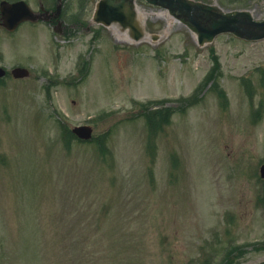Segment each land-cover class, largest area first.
Returning <instances> with one entry per match:
<instances>
[{
  "label": "rangeland",
  "instance_id": "obj_1",
  "mask_svg": "<svg viewBox=\"0 0 264 264\" xmlns=\"http://www.w3.org/2000/svg\"><path fill=\"white\" fill-rule=\"evenodd\" d=\"M202 1L264 18V0ZM96 2L63 0L59 32L0 26V264H264V39L199 46L138 0L159 37L135 43L91 23ZM64 124L94 138L67 147Z\"/></svg>",
  "mask_w": 264,
  "mask_h": 264
},
{
  "label": "water",
  "instance_id": "obj_2",
  "mask_svg": "<svg viewBox=\"0 0 264 264\" xmlns=\"http://www.w3.org/2000/svg\"><path fill=\"white\" fill-rule=\"evenodd\" d=\"M135 0H101L99 2L96 21L111 24L118 21L123 27L135 26L136 11L134 10ZM156 5L170 9L171 13L193 29L199 38L200 44L211 41L217 34L232 32L235 35L259 40L264 38V19L255 20L249 10L223 11L216 5L202 3L193 0H147ZM58 15V12L56 13ZM47 14H36L26 2H2L0 20L9 30H14L25 20L36 21L38 18L47 17ZM142 34H137L140 39ZM6 70L0 67V77L5 75ZM16 77H24L29 74L26 68L16 67L13 70ZM78 136L89 139L92 137V127L81 125L73 128ZM264 176V165L262 166Z\"/></svg>",
  "mask_w": 264,
  "mask_h": 264
},
{
  "label": "trees",
  "instance_id": "obj_3",
  "mask_svg": "<svg viewBox=\"0 0 264 264\" xmlns=\"http://www.w3.org/2000/svg\"><path fill=\"white\" fill-rule=\"evenodd\" d=\"M164 119H165V115H163V114H160V116L157 118V109H155V111L148 112V121L150 123V128H152V129L156 126V125H154V123L155 124L158 123L157 120L161 122ZM67 133H68V135H66V138L70 142L71 135L69 134L70 133L69 131H67ZM153 134H155V132H153ZM194 264H210V263H209L208 259L204 258L203 260L200 259L199 262H196Z\"/></svg>",
  "mask_w": 264,
  "mask_h": 264
},
{
  "label": "bare ground",
  "instance_id": "obj_4",
  "mask_svg": "<svg viewBox=\"0 0 264 264\" xmlns=\"http://www.w3.org/2000/svg\"><path fill=\"white\" fill-rule=\"evenodd\" d=\"M138 13L141 15V14H144V12H143V10H140V8L138 7ZM174 21H176V22H178V20H176V19H174V18H172ZM168 29V28H167ZM115 30V33L118 35V30L117 29H114ZM117 31V32H116ZM123 36H124V38L126 39H129V35H128V32H124L123 33Z\"/></svg>",
  "mask_w": 264,
  "mask_h": 264
},
{
  "label": "flooded vegetation",
  "instance_id": "obj_5",
  "mask_svg": "<svg viewBox=\"0 0 264 264\" xmlns=\"http://www.w3.org/2000/svg\"><path fill=\"white\" fill-rule=\"evenodd\" d=\"M52 21H55V20H52Z\"/></svg>",
  "mask_w": 264,
  "mask_h": 264
}]
</instances>
